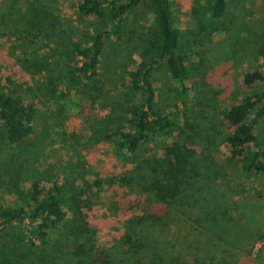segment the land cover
<instances>
[{
    "label": "trees",
    "instance_id": "1",
    "mask_svg": "<svg viewBox=\"0 0 264 264\" xmlns=\"http://www.w3.org/2000/svg\"><path fill=\"white\" fill-rule=\"evenodd\" d=\"M72 1L76 14L97 23L79 38L68 34L64 48L67 90L60 92V96L68 98L73 92L77 98L90 100L91 105L97 101L102 108H107L106 115L113 118V123L101 122V126L99 122L92 135L98 136V141L111 143L117 156L130 165L118 180L144 195L138 205L142 210L123 220V231L112 246L98 249L94 229L81 209L99 203L93 187L102 180L97 176L94 183L83 181V191H79L83 197L76 196L74 188L77 187L72 181L67 199L59 183L46 185L37 175H32L26 179V193L20 194L22 200L7 206L0 204V237L8 238L10 230L16 227H22L24 233V239L10 238L17 252L16 264H25V261L27 264L35 261L42 264H170L161 253L160 244L175 221L174 215L187 219V233L196 231L208 236L207 246L201 253L206 264H242L235 243L245 241L243 235L246 236L248 223H243V212L240 218L231 214L234 208L230 205L227 186L220 181L218 166L205 159V155L213 138L219 137L209 123L214 124V105L221 102L224 105L221 121L226 133L220 139L227 153L225 158L243 174H264V138L257 131L264 122V71L255 69L244 73L241 87L253 90L244 92L235 81L240 62L248 60L245 49H252L254 44L245 42L248 38H240L237 49L229 53L233 58H220L201 67L202 90L186 101L181 96H187V84L198 73V69L187 63L188 52L198 41L183 43L170 0ZM232 1L193 0L189 16L196 22L194 36L218 32L217 26ZM140 8H145L152 19L150 30L143 33L137 49L138 61L118 63L113 59L107 67V74L115 76L114 90L121 92L123 102L119 103V99L110 96V89L103 91L100 87V69L110 38L123 30L129 17ZM48 13L38 0L30 20L32 28L43 31L41 19ZM29 32L40 36L31 26L23 25L17 31L20 38ZM255 50L256 57L264 60V48ZM22 61L29 62L24 58ZM42 63L33 62L31 74L43 78L47 90L50 86L54 95L58 83L46 75ZM161 71L165 73L158 81L155 74ZM166 84L170 86L163 96ZM101 95L106 101L102 104ZM177 102L183 104L182 112ZM196 106L203 115L191 111ZM36 122L35 103L0 83V139L9 145L20 144L34 133ZM175 131L177 137L173 140ZM157 147L161 150L159 154ZM26 220L31 224L30 229L24 228ZM181 239L175 236L180 247ZM259 261L257 255L253 264Z\"/></svg>",
    "mask_w": 264,
    "mask_h": 264
},
{
    "label": "rangeland",
    "instance_id": "2",
    "mask_svg": "<svg viewBox=\"0 0 264 264\" xmlns=\"http://www.w3.org/2000/svg\"><path fill=\"white\" fill-rule=\"evenodd\" d=\"M170 1L173 19L181 32L183 43L198 41L194 48L189 50L187 61L189 67L198 69V73L193 79L194 85L191 81L187 84V96H181V99L189 101L198 95L197 91L202 90L201 67L220 58H233L234 55L229 56V53L237 49L240 38H248L245 42L251 41L254 47L245 49L248 60L243 59L237 68V84L241 87L242 77L247 71H264V60L255 54V49L264 48V0H233L226 15L221 19V27L217 26L218 32L206 33L205 37L194 36L196 22L189 16L193 0ZM41 3L49 13L41 19L44 30L40 32L35 27L32 28L30 23L38 0H0V83H5L21 93L25 100L34 102L37 107L35 131L27 140L9 145L0 139V204L7 206L22 200L20 194L26 193V179L32 175H37L46 185L59 183L64 188L67 199L72 181L77 187L74 188L76 196L83 197L82 193H79L83 191V181L92 183L97 181L94 179L98 176L102 183L95 184L93 191L97 192L99 203L83 207L81 211L94 229L96 247H110L123 231V220L141 213L142 207L138 208V205L143 201L144 195L120 183L118 179L130 165L117 156L111 143L98 141V136L92 135V130L99 122L101 126V122L108 125L113 123V118L106 115L107 108H102L97 101L91 105L90 100L85 97L77 98L73 92L68 98L60 96V92L67 90L65 40L68 34L75 39L79 38L87 29H92V25L97 21L76 14L72 0H41ZM151 19L145 8L135 10L124 29L110 38L109 50L104 53L99 85L103 91L110 89V96L119 99V103H122L123 99L121 92L114 90L112 81L115 76L107 74L108 64L113 59H117L118 63L138 61L137 49L143 33L150 30ZM23 25L31 26L32 31L40 36L29 32L23 35L24 38H20L17 31ZM23 58L29 62H23ZM35 61H42L46 75H51L55 83H58V90L52 89L54 95L50 86L47 90V83L43 78L31 74V65ZM164 73L161 71L155 74L158 81L161 77L163 79ZM7 80L11 84H8ZM164 87L163 96H166L167 84ZM241 88L244 92L253 90ZM102 99L104 96L101 95L100 104L106 102ZM177 106L182 112L183 104L177 102ZM214 106L215 120L208 119H213L214 124L209 125L219 137L213 138L208 145L205 159L218 166L220 181L225 183L227 194L231 196L229 201L234 208L231 214L240 218L241 212L246 213L243 214V223H248V228L244 231L246 236L243 235L245 241L235 243L236 251L241 254L242 264H253L257 255L260 257L259 264H264V174H243L231 160L226 159L227 153L220 139L226 133L220 114L224 105L217 102ZM187 108L190 109L188 105ZM191 109L195 114H202L199 106ZM257 131L264 138V122L260 123ZM1 132L0 127V134ZM176 137L177 131L173 133V140ZM159 149L157 147V154L161 153ZM194 149L197 150V147ZM174 216L175 221L160 244L161 253L170 264H206L201 253L207 246L208 236L196 231L187 233V219ZM30 225L29 220H26L24 228L30 229ZM21 228H12L8 238L0 237V264L17 263V252L12 248L10 238L22 237L24 233ZM176 235L184 240L181 239V247L175 242ZM23 259L26 260V256ZM24 263L27 264L26 261ZM29 264L42 263L35 261Z\"/></svg>",
    "mask_w": 264,
    "mask_h": 264
}]
</instances>
